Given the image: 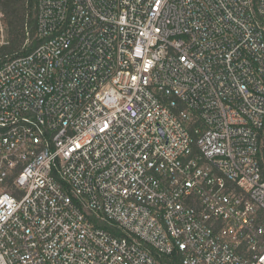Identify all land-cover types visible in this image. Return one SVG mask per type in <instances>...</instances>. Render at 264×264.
<instances>
[{"label":"built area","instance_id":"obj_1","mask_svg":"<svg viewBox=\"0 0 264 264\" xmlns=\"http://www.w3.org/2000/svg\"><path fill=\"white\" fill-rule=\"evenodd\" d=\"M27 36L0 264H264V0H38Z\"/></svg>","mask_w":264,"mask_h":264},{"label":"trees","instance_id":"obj_2","mask_svg":"<svg viewBox=\"0 0 264 264\" xmlns=\"http://www.w3.org/2000/svg\"><path fill=\"white\" fill-rule=\"evenodd\" d=\"M37 5L38 0H29V3L26 0H0V8L6 14L10 40V46L0 52V62H6L16 52L29 53L37 45L34 41L30 46H25L27 33H30L31 39L36 34Z\"/></svg>","mask_w":264,"mask_h":264}]
</instances>
